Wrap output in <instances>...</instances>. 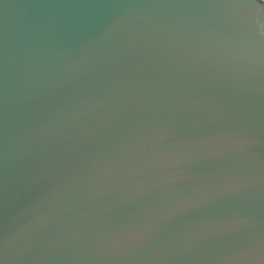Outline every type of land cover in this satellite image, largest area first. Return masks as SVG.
Returning a JSON list of instances; mask_svg holds the SVG:
<instances>
[{"label":"water","instance_id":"water-1","mask_svg":"<svg viewBox=\"0 0 264 264\" xmlns=\"http://www.w3.org/2000/svg\"><path fill=\"white\" fill-rule=\"evenodd\" d=\"M0 264H264V0H0Z\"/></svg>","mask_w":264,"mask_h":264}]
</instances>
